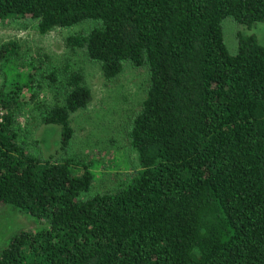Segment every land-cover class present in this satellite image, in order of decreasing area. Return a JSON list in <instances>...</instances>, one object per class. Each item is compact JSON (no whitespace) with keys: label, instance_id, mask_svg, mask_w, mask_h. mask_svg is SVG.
I'll use <instances>...</instances> for the list:
<instances>
[{"label":"trees","instance_id":"16d2710c","mask_svg":"<svg viewBox=\"0 0 264 264\" xmlns=\"http://www.w3.org/2000/svg\"><path fill=\"white\" fill-rule=\"evenodd\" d=\"M7 19L42 35L88 23L66 44L106 79L145 67L147 86L124 130L139 168L92 192L69 153L92 100L82 74L0 45V204L45 222L0 264H264V44L238 33L229 52L222 29L264 22V0H0ZM50 88L61 97L37 104ZM36 123L58 128L63 155L43 156Z\"/></svg>","mask_w":264,"mask_h":264},{"label":"rangeland","instance_id":"374dc122","mask_svg":"<svg viewBox=\"0 0 264 264\" xmlns=\"http://www.w3.org/2000/svg\"><path fill=\"white\" fill-rule=\"evenodd\" d=\"M87 27L88 23H81L69 28H56L42 35L32 24L24 25L10 19L0 20V45L15 41L22 56L32 55L37 60L56 67L61 74L66 72L67 67L69 72L79 71L82 74L92 100L85 109L72 115L74 138L69 153L80 156L90 164L95 177L92 192H99L113 188L139 168L136 153L127 144L124 130L127 119L144 97L147 70L145 67L135 68L130 62H125L122 71L115 78L106 79L96 62L90 61L81 50L70 47L65 42L70 32ZM222 29L229 52H234L237 46L238 33H254L259 42L264 44V22L246 28L226 19L222 22ZM14 66L9 63L4 68L12 78L16 72ZM2 82L0 72V84ZM52 88L43 92L37 104L47 106L61 97L60 92L51 90ZM33 106L37 107L33 103L26 111ZM31 125L34 126L33 136L39 141L45 158L52 156L56 159L63 155L58 144L56 126L43 123ZM44 223L26 212L15 211L10 207L6 209L0 204V249L13 234L20 230H34Z\"/></svg>","mask_w":264,"mask_h":264},{"label":"built area","instance_id":"2783aa9c","mask_svg":"<svg viewBox=\"0 0 264 264\" xmlns=\"http://www.w3.org/2000/svg\"><path fill=\"white\" fill-rule=\"evenodd\" d=\"M2 114H3V111H2V109L0 108V121H1V116H2Z\"/></svg>","mask_w":264,"mask_h":264}]
</instances>
